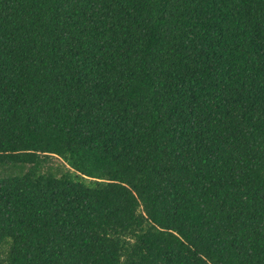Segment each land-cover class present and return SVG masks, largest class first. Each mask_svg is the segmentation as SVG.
Returning a JSON list of instances; mask_svg holds the SVG:
<instances>
[{
    "label": "trees",
    "instance_id": "16d2710c",
    "mask_svg": "<svg viewBox=\"0 0 264 264\" xmlns=\"http://www.w3.org/2000/svg\"><path fill=\"white\" fill-rule=\"evenodd\" d=\"M0 264H264V0H0Z\"/></svg>",
    "mask_w": 264,
    "mask_h": 264
},
{
    "label": "rangeland",
    "instance_id": "374dc122",
    "mask_svg": "<svg viewBox=\"0 0 264 264\" xmlns=\"http://www.w3.org/2000/svg\"><path fill=\"white\" fill-rule=\"evenodd\" d=\"M56 163H59L58 161H55Z\"/></svg>",
    "mask_w": 264,
    "mask_h": 264
}]
</instances>
